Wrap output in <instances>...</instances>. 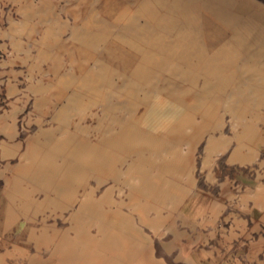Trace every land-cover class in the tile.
Segmentation results:
<instances>
[{
	"label": "rangeland",
	"instance_id": "rangeland-1",
	"mask_svg": "<svg viewBox=\"0 0 264 264\" xmlns=\"http://www.w3.org/2000/svg\"><path fill=\"white\" fill-rule=\"evenodd\" d=\"M213 1L0 0V264H264V24Z\"/></svg>",
	"mask_w": 264,
	"mask_h": 264
},
{
	"label": "bare ground",
	"instance_id": "bare-ground-1",
	"mask_svg": "<svg viewBox=\"0 0 264 264\" xmlns=\"http://www.w3.org/2000/svg\"><path fill=\"white\" fill-rule=\"evenodd\" d=\"M165 2V0H163ZM178 3L182 0H177ZM180 1V2H179ZM186 2V1H185ZM172 3V1H171ZM175 3V2H174ZM186 4V3H185ZM177 5V4H175ZM188 5V4H187ZM191 5V4H190ZM144 6V5H143ZM174 6V5H173ZM214 9L217 10V14L222 17L223 15H227L231 18H234L240 11H249L248 12V20H249V28H257L260 24H264V12H260L259 9L261 8L259 5H257L255 2H252L249 0L248 2H244V4H239L233 2V0H216L214 3L213 1ZM169 7V6H168ZM177 7V6H176ZM180 7V6H179ZM182 7V6H181ZM201 7V6H200ZM158 8V7H157ZM172 9V8H171ZM177 9V8H176ZM188 9V8H187ZM186 9V10H187ZM203 9V8H202ZM185 11V10H184ZM235 11V12H233ZM176 12V11H175ZM193 12V11H192ZM187 13V12H186ZM215 13V12H214ZM188 14V13H187ZM216 14V13H215ZM183 15V14H181ZM209 16V15H208ZM187 17V16H186ZM192 17V16H191ZM211 17V16H210ZM216 17V16H215ZM228 18V17H227ZM188 19V17H187ZM189 19H191L189 17ZM219 19V18H218ZM226 20V19H223ZM229 21V18L227 19ZM221 22V21H220ZM232 23V22H231ZM232 25V24H231ZM234 25V24H233ZM234 27V26H233ZM243 27V26H242ZM262 34V33H261ZM232 39V38H231ZM228 40V39H227ZM226 44V43H224ZM233 44V43H232ZM226 46V45H225ZM220 48V47H219ZM238 50V49H237Z\"/></svg>",
	"mask_w": 264,
	"mask_h": 264
}]
</instances>
